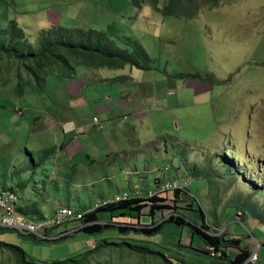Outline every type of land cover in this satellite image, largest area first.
<instances>
[{
	"label": "rangeland",
	"instance_id": "obj_1",
	"mask_svg": "<svg viewBox=\"0 0 264 264\" xmlns=\"http://www.w3.org/2000/svg\"><path fill=\"white\" fill-rule=\"evenodd\" d=\"M166 11L177 15L168 16ZM11 22L25 33L29 47L22 48L24 54L38 48L40 34L83 27L106 32L129 53L139 44L151 60L147 69L79 66L69 78L81 86L80 97L73 103L67 101L57 74L47 77L42 91L35 83L24 87L23 78L31 79L32 70L18 61L0 59V192L3 187L21 189L15 182L29 183L26 173L33 172L34 163L42 157L40 151L57 147L63 152L68 147L71 153L76 152L81 146L74 142L69 148L67 142L74 136L68 134L84 127L86 134L80 140L84 152L72 162L77 165L67 167L72 174L68 183L61 179L57 184L56 179L47 189L36 188L39 202L60 193L68 198L67 205L89 211L107 206L119 193L127 199H150L164 179L178 186L161 194L176 200V209L151 214L153 205L147 200L141 203V213L131 209L102 211L98 222L156 229L167 220H190L206 224L210 234L225 232L227 242L241 239L239 229L248 236L241 240L244 247L255 251L257 244L261 245L259 255L264 263V0H0V29ZM127 75L128 98L121 89ZM160 75L168 81L169 76L176 78L166 83ZM207 78L213 85L204 80ZM109 97L126 109L114 110ZM99 106L106 112L96 110ZM37 116H43V121L36 124ZM92 119L96 125L101 123L103 130ZM120 140L124 151L131 149L128 141H135L143 154L154 156L152 162L157 165L151 174L141 167L147 162L138 172L134 166L120 164L109 174V169L97 165ZM27 149L34 152L33 157ZM123 149L114 153L119 159L125 155ZM111 160L112 155H107L105 165ZM137 182L140 186L132 192L131 186ZM34 185L29 183L30 191ZM178 190L182 195L175 198ZM169 204L174 205L172 201ZM87 223L48 228L49 242H36L15 230L0 235V241L22 248L27 264L68 259L75 260L70 264L221 262L214 255L191 249L192 243L204 244L176 223L164 226L154 236L121 235L113 230L91 236L80 232ZM53 239L57 242L51 243ZM113 242H129L147 254L106 245ZM225 250V260L238 252L227 245ZM0 264L22 263L16 254L0 249Z\"/></svg>",
	"mask_w": 264,
	"mask_h": 264
},
{
	"label": "trees",
	"instance_id": "obj_2",
	"mask_svg": "<svg viewBox=\"0 0 264 264\" xmlns=\"http://www.w3.org/2000/svg\"><path fill=\"white\" fill-rule=\"evenodd\" d=\"M171 1L173 0H170V2ZM184 1L190 2L192 0ZM215 1L217 0H209V2ZM166 15L173 16L177 14L166 11ZM120 41L124 42V40ZM26 43L27 38L25 33L19 29L14 22H11L6 29H0V59L7 58L10 60H15L20 64L23 63L25 67L31 69L33 72V74H29L31 79L26 80L23 78L22 86L25 87L27 84L33 85V83H35L38 86L37 90L40 91L43 90L48 76L57 74L62 79H69L75 75L79 66H87L89 68H97L100 70H113L114 68H121L123 66L126 67L131 65L140 69H147L151 60L149 53L145 52L139 44H135V51L133 53H129L127 49L120 48L107 35L106 32L95 28L87 29L83 27H72L60 28L59 30H49L44 36L40 34L38 48L35 50H30L28 54H24L22 51V48L29 47L26 45ZM187 75L195 77V75L192 74ZM204 80H209L210 84L213 85L211 78ZM94 125L99 127L100 130H103L101 123L99 125L94 123ZM54 151L55 148H46L43 150V152L47 153L48 156L53 154ZM169 192L170 191L165 193ZM179 194L180 196L182 195L180 190H178L176 193L174 192V197L178 198ZM146 199L150 200L153 205L151 214H154L157 210H174L177 207L176 200L162 195H156L150 199ZM147 200L144 198L133 197L131 199L108 204L103 208L99 207L98 209L89 211L79 210L81 213H83L81 221L84 223L88 222L80 229V232L87 235L96 236L106 231L113 230L116 232L119 231L121 235H127L131 232H136L137 234L154 236L157 235L164 226L176 223L183 229L186 228L188 232H190L193 236H196V239L199 238L204 244L203 246H196L194 243H192L190 246L191 249L206 255H210L211 257L214 255L215 258H218V260L221 261L219 264H245L249 259L251 251L247 248V246H242V239H230L231 241L227 242L228 240L226 237H223L225 232L218 235L210 234V230L206 224L197 225L190 220L186 221L185 223L180 222V220L174 222L167 220L164 223L158 225L156 229H140V227L136 226L123 227L119 224L98 222V213L102 211L115 212L131 209L138 210L141 213V203L146 202ZM169 201H172L174 205L169 204ZM202 216L204 218V214ZM10 231L11 229L0 226V235H4ZM26 238L32 239L36 242H49L48 239H40L33 235H27ZM56 242L57 241L55 239L51 241V243ZM106 245L113 248H127L133 252L144 255L147 254L144 250L138 246H133L129 242H124L121 244L113 242L106 243ZM226 245L238 250L233 258H227V260H225V257H228L225 250ZM0 249H5L16 254L22 264L29 263L26 252L19 246H16L12 243H7L5 241H0ZM219 252L222 253V256L220 257L217 255ZM89 254L90 252L84 256V260L88 258ZM74 261V259H68L65 261L52 260L42 261L40 263L38 262V264H70Z\"/></svg>",
	"mask_w": 264,
	"mask_h": 264
},
{
	"label": "crops",
	"instance_id": "obj_3",
	"mask_svg": "<svg viewBox=\"0 0 264 264\" xmlns=\"http://www.w3.org/2000/svg\"><path fill=\"white\" fill-rule=\"evenodd\" d=\"M166 2H169V0H166ZM125 24H126V21L123 24V29L125 27ZM123 32H124V30H123ZM121 35H123V33ZM164 78H165V76H161V75L159 76V79H162L163 81H166V83L170 82L171 80L174 81V78H176V77L175 76L174 77L173 76H169L168 79L170 81L164 80ZM128 80H129V77L127 75L125 83H123L122 87H121V89H123L124 92H125V97L126 98H128L127 97L128 94L131 93L130 92V87H126V84H128L127 83ZM72 82L73 81L69 80V79H61L62 86L64 87V89L66 90V92L68 94L67 101H70V102H73L77 97H80L79 95L81 93V90H80L81 86L79 84H76L75 82L74 83H72ZM93 85H95V83H93ZM132 95L138 100V98H137V96L135 95L134 92L132 93ZM144 96L147 99L149 98L148 94H144ZM109 100L112 101V99L110 97H109ZM73 103H75V102H73ZM111 103H113V105H114L113 106V108H115L114 110L122 109V106H124V109H126V106L122 105L121 103H114L113 101ZM96 110H98L101 113L106 112V110L102 109L100 106ZM42 118H43V116H37L36 117V124L38 122H42L43 121ZM65 125H66V127L69 126L66 123H65ZM62 127H63V131L66 133V131L64 130V125L63 124H62ZM78 134H80V135H78ZM83 134H86V131L84 130V127L76 129V132L73 135H71V132H69V134H68V137L74 136L73 138H71L70 142H67V144L69 145V148L72 147V144L74 142H78L79 145L81 146L80 148H78V150L76 152H72L71 153L70 149L68 150V147H67V150L63 151V152L59 151V149L57 147H53V148H55V151L50 156H48L47 153L40 151V154H42V157L39 159V161H36L34 163L35 167L33 168V172H27L26 173L28 175V177H29V183L30 184L35 183L33 190L30 191V189L28 188L29 183L15 182L19 186H22L21 189H14L12 191L15 192L18 195V197H19V199H18L19 208L22 210V212L28 213V214L25 213L24 214L25 216H27V217H29L31 219H34V220H39V219L43 218L44 216L52 215L54 213V211L56 210L57 206L60 205V204H58V202L59 203L64 202L63 205H67V203L65 201L68 198L64 199L63 197H61L60 193H58L57 195H53L52 194V195H50L51 197H49V198L44 197L41 200V202H39L38 199L35 197V195H37V194L34 193V192H36V188L38 190H44L45 188L47 189L52 184H55V182H57V184H58L61 179L63 181L66 180V182L68 183V176H70L72 174H69L67 172V167H70L71 164H73L74 166L77 165L76 163H72V162L75 160V158L79 154L84 152V148L80 144V140L83 139ZM108 141H109L110 144L112 143L110 140H108ZM113 144L114 145H111L112 147H111V149H109L110 151L108 152L107 155H112L113 159L117 160V161L111 160L110 165L106 166L105 162H104V159H105V157L107 155L103 159L97 161V165L100 164V165L105 166L107 169H109V172L107 174H109L111 171H113L112 167L119 166L120 164H124V165L127 164V165H129L131 167L134 166L133 167L134 172H138L139 167L141 165L145 164L146 162H147L146 165L141 166V167H143V172H146L148 174H151L153 172V169L157 165V162H154V163L152 162L154 160V156L149 157V156L143 154L142 148H140L138 146L137 142L132 141L131 143H129V141H128V144L131 146V149H126L125 151L123 149L125 144L121 140L117 141V142H114ZM118 145H120V147H118ZM122 149L125 152V155L121 159H119L116 156L117 154H114V153L115 152H120ZM27 152H29L31 154V157L34 156V152L31 151L30 149H27ZM43 159H44V161H43ZM49 164H51L53 166L51 168H46V166L49 165ZM25 165H27V164H25ZM24 168L26 169V168H28V166H24ZM47 169H49L50 172H47L48 171ZM39 171H41V175L40 176L37 175ZM19 172L22 173V171H19ZM56 179H58V180L53 182ZM71 180L72 181H70V182H71V184H73V180H74L73 176L71 177ZM144 181L148 183L149 182V178L145 177ZM10 182H11V180H9L6 183V186L10 185ZM137 184L139 185V183L137 182V183H134V185L131 186L132 187V189H131L132 192L137 189L136 188V186H138ZM40 185H43V187L39 188ZM144 185H146V184H144ZM3 188H5V189H3L0 192V194L2 192H4V191H11V190L7 189V187H3ZM62 188H64V187L62 186ZM21 190L22 191H24V190L26 191L27 190L28 193L26 195L18 194V192L21 191ZM16 191H18V192H16ZM113 197H114V195H113ZM67 206H71V205H67ZM71 207H77V206H71ZM77 210H79V209H77ZM236 230L239 231V234H240L239 237L242 236L241 239H243V236H245L244 237L245 240L248 239V236L241 234L239 229H236ZM214 235H218V234H214ZM258 245H260V244L258 243ZM201 246H203V245H201ZM242 246L244 247V242H243ZM260 249H261V245H260ZM260 249H259V251H260ZM250 251H253V248H251ZM259 257H260V255H259ZM258 264H264L261 261V257H260V261H259Z\"/></svg>",
	"mask_w": 264,
	"mask_h": 264
},
{
	"label": "built area",
	"instance_id": "obj_4",
	"mask_svg": "<svg viewBox=\"0 0 264 264\" xmlns=\"http://www.w3.org/2000/svg\"><path fill=\"white\" fill-rule=\"evenodd\" d=\"M96 120L99 121L98 118H96ZM93 121L98 124L94 119ZM174 189H178L175 183L162 179L158 185L156 195H161L162 193ZM121 195L122 194L112 197L108 204L127 200L126 194H124L126 196L123 197ZM18 199V195L13 191H4L0 194V226L18 232H25L28 235H33L40 239H48L46 234L48 228L62 227L66 223L82 222L83 213L75 207L63 204L58 205L54 213L50 216H44L39 220L31 219L21 212L18 206ZM259 249L260 245L257 244L256 250L251 252L246 264H256L260 261ZM217 255L220 256V253Z\"/></svg>",
	"mask_w": 264,
	"mask_h": 264
}]
</instances>
